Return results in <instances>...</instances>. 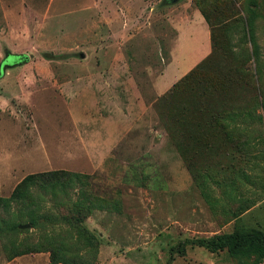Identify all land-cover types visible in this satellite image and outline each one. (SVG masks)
I'll return each mask as SVG.
<instances>
[{"label": "rangeland", "instance_id": "obj_1", "mask_svg": "<svg viewBox=\"0 0 264 264\" xmlns=\"http://www.w3.org/2000/svg\"><path fill=\"white\" fill-rule=\"evenodd\" d=\"M196 1L215 47L195 85L218 87L237 140L183 139L185 160L167 127L199 93L156 88L194 0H0V264H264L198 244L264 234L263 96L242 81L264 79V0ZM187 33L184 68L205 48ZM56 170L81 183L12 197Z\"/></svg>", "mask_w": 264, "mask_h": 264}, {"label": "trees", "instance_id": "obj_2", "mask_svg": "<svg viewBox=\"0 0 264 264\" xmlns=\"http://www.w3.org/2000/svg\"><path fill=\"white\" fill-rule=\"evenodd\" d=\"M196 5L199 7L200 13L205 19L209 29H210V39L211 45L214 49V40L212 32V24L210 23L208 17L204 11L200 8L197 1L194 0ZM233 3L237 2L232 0ZM214 39V40H213ZM249 40L254 45V39L252 34L249 33ZM9 56L8 60L10 59ZM19 61H23L22 58H18ZM201 64V62L199 63ZM199 64L191 69L185 76H183L178 82H176L170 89L171 91L162 97L163 100L172 97L173 99L178 98L180 94L198 91V101H187L185 103L177 104L176 106V116L170 118V124H168L167 132L169 137L172 139L177 147L180 155L185 159L186 147L182 140H186V143L190 140L201 139H218L225 141V143L234 142L237 140L236 135L229 129V126L225 124V119L231 117L230 111L218 110L217 99L220 98L216 95L218 92V87L215 86H205L202 88H196L200 82V74L198 72ZM3 68L0 67V75L2 74ZM238 78L232 81L233 84L239 82V78H242V70L235 71ZM246 78L250 81H246ZM243 83L248 86L253 87L254 82L257 85L259 93L263 96L256 106L264 109V79L261 76H256L255 72H248V69L243 67ZM241 81V82H242ZM240 83V82H239ZM169 89V90H170ZM218 90V91H217ZM221 90V89H220ZM222 92V93H221ZM221 94H227L229 92L221 91ZM232 95L226 98V101H232ZM168 100V99H166ZM167 103V102H166ZM225 99L221 104H225ZM215 106V107H214ZM238 115V113H233L232 115ZM238 115L236 117H241ZM233 120V118H230ZM180 128V129H179ZM199 136V137H198ZM208 146V144L206 145ZM186 160V159H185ZM80 175H72L67 171L56 170L50 172H43L34 175L27 176L15 189V193L12 196L17 198L21 192L31 186L38 187L43 193L51 192L52 190L64 192L73 183V179L79 184L81 183ZM56 181L53 187H50V182ZM56 194V193H55ZM198 244L207 248L211 252H218L227 250L229 255L233 258H248L250 256H257L259 258H264V234L257 230H245L243 228L235 230L231 233L220 234L214 236L210 239L199 240ZM184 252L181 246L180 251ZM172 257L167 261L166 264H171Z\"/></svg>", "mask_w": 264, "mask_h": 264}, {"label": "crops", "instance_id": "obj_3", "mask_svg": "<svg viewBox=\"0 0 264 264\" xmlns=\"http://www.w3.org/2000/svg\"><path fill=\"white\" fill-rule=\"evenodd\" d=\"M179 1L180 0H178L177 2ZM177 29L178 37L175 45L178 54L176 53V58H174L173 61L167 65L164 74L160 77L161 80H159L157 83L159 84V86H157L156 88L157 90H160L163 85L165 86L167 84L169 90L176 82H178L211 52L210 29L199 11L193 9L189 16H185V21L180 26L178 25ZM185 33L192 36H197L199 46H205L204 53L194 59V61L190 65L188 64L186 68H184V66L187 64L189 59L186 60L184 56L180 59L177 57V55H179L178 47L180 46L181 48V46L184 45L182 43H184ZM201 40H203V42H201Z\"/></svg>", "mask_w": 264, "mask_h": 264}, {"label": "water", "instance_id": "obj_4", "mask_svg": "<svg viewBox=\"0 0 264 264\" xmlns=\"http://www.w3.org/2000/svg\"><path fill=\"white\" fill-rule=\"evenodd\" d=\"M178 0H169L170 3H176ZM21 227H28V225H25V226H21Z\"/></svg>", "mask_w": 264, "mask_h": 264}]
</instances>
